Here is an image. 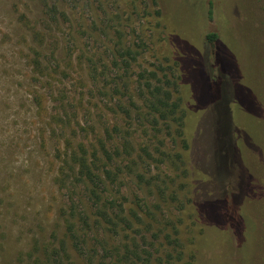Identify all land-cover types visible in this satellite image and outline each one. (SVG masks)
<instances>
[{"label":"rangeland","instance_id":"rangeland-1","mask_svg":"<svg viewBox=\"0 0 264 264\" xmlns=\"http://www.w3.org/2000/svg\"><path fill=\"white\" fill-rule=\"evenodd\" d=\"M46 1L0 0V264H210L213 235L189 202L195 192V162L201 159L209 172L215 168L212 115L203 113L214 101L223 114L224 105L229 106L241 151L251 147L244 161L252 190L242 209L258 229L253 261L264 264V0H220L228 10L222 12L216 3L214 19H209L205 0H48L58 4L68 20L56 28L59 54L52 53V37L43 50L52 76L38 78L28 58L36 44L22 17L36 22ZM227 31L231 37L220 64L232 78L208 81L211 56L209 64L196 56L188 59L187 77L195 94L183 86L180 97L185 108L197 103L191 109L198 111L186 130L191 147L186 151L175 132L179 124L165 122L150 108L146 80L158 86L166 61L179 56L181 40L208 58L206 35L218 33L224 41ZM128 48L135 57L129 65L121 57ZM90 61L96 62L95 90ZM153 72L157 79L151 77ZM38 97L45 107L41 114ZM59 113L64 119L56 124ZM226 130L221 125L217 132L224 136ZM95 139L113 152L121 179L114 192L125 194H120L125 198L121 202L132 227L106 240L96 232L89 241L92 251L83 245L76 252L69 244L68 255L60 253L49 262L46 257L60 249L65 232L60 209L68 192L58 189L55 180L59 152L69 141L77 148ZM217 141L219 159L227 163L229 140ZM130 144L134 158L127 169ZM179 154L194 167L190 177L170 163L178 164ZM231 155L236 163L232 173L238 174L239 156L233 148ZM237 258H230L229 264H243V255Z\"/></svg>","mask_w":264,"mask_h":264},{"label":"trees","instance_id":"trees-1","mask_svg":"<svg viewBox=\"0 0 264 264\" xmlns=\"http://www.w3.org/2000/svg\"><path fill=\"white\" fill-rule=\"evenodd\" d=\"M205 1L208 2L209 19L215 18L216 3L220 4L219 8L222 12L223 9L224 11L228 10L227 5H224V2L222 3L220 0ZM43 8L45 12L36 22L31 21L27 16L22 17V20L27 22L29 28L31 27L33 41L36 44L35 47H32L28 58L31 62L34 76L38 78L52 76L50 75V67L46 65L43 50L48 40L52 37L55 40L54 44H56L52 46V53L54 56L59 54L60 41L56 39V28L61 27L68 20L66 13L60 10L58 4L52 5L47 0ZM224 15L226 16L225 13ZM225 16L224 21L228 25L229 19H226L227 17ZM94 24L96 25V22ZM79 30H82L83 33L88 32V29L84 27L79 28ZM226 33L227 37L224 41L220 39L218 33L213 32L206 35L208 58L198 54L196 49L189 45L188 42L181 40V46L178 45L177 48L179 56L172 61H166L167 68L162 69L163 78L157 80L158 86L155 87L153 79L146 80L149 94L147 101H150V108L165 122H177L179 124L175 132L178 135L180 144L186 151H190L191 148L186 130L190 131L192 118L198 111L196 110L194 114L197 103L185 108L180 97V89L183 86H186L192 97L195 94L194 87L187 77V65H190L188 59L190 56L191 59L196 56L201 61L206 60V64H209V56H211L213 60V65L211 66L213 71L211 72L213 75L208 73V81L214 78L215 81L223 80L225 83V78H232L221 71L220 64L221 51L231 37L228 31ZM230 41L234 42L235 40L231 39ZM212 49L214 53H212ZM124 51H122L121 57L124 63L129 65V60L135 59L134 51L131 48ZM70 62L73 63V60L71 59ZM88 65H90L92 73V88L95 90L96 62L90 61ZM217 71L219 72L218 75ZM239 73L241 75V72ZM223 76L224 78L222 79ZM151 77L157 79L158 73H151ZM176 95H179V97L177 98ZM37 101L38 111L41 114L45 110L43 98L38 97ZM215 106L217 107L216 101L211 102L203 111L206 117H209L210 114L212 115L210 120L212 129H210V132L212 133L211 145L213 144V165L215 168L213 172H209L206 167L202 166L201 159L195 162L197 169H195L194 179L191 182L195 192L192 193L189 203H192L194 212L198 215L202 224L206 226V229L211 231L213 235L211 239L212 256L209 260L210 264H229L230 258L236 259L239 257L242 259V255L244 258L243 264H255L253 260L254 250L257 248L256 237L258 229L252 218L244 213L242 209L245 206L247 195L252 190L251 177L244 161V154L250 152L251 147L247 146V149L241 151V135H236L238 131L231 124L229 106L224 105L223 109H226V114L218 112ZM191 107H194V109H191ZM67 111L65 109V113ZM63 119V115L59 113L54 118L57 121L53 122L59 124ZM48 124L51 126L50 122ZM221 125L227 127V133L225 132L224 136L217 132ZM172 127L170 126V128ZM92 128L96 131L95 127L92 126ZM225 138L229 140L228 149L226 147L224 152L226 153L227 163H222L219 159L220 153L218 152L217 140ZM67 145V148L63 147V150L59 152L60 163L55 179L58 189L62 191L66 189L65 191L68 192L67 201L60 209L65 228L64 240L59 245V250L57 247V251L52 252V256L48 255L46 257L49 262H52L55 255L59 256L60 253L68 255L67 246L69 244L76 252H81L83 245L92 251L93 245H90L89 241L92 238H96V232L101 233L104 240H106L114 235L126 233L127 229L132 227L131 215L127 213L124 203L121 202L125 198L120 196L125 194L123 191L121 193H118V191L114 192L117 181L121 179H119L120 176L114 169L116 167H114L113 152L108 150L99 139L97 141L95 139L94 143L89 145L82 142L77 148L72 147L70 141ZM126 147L127 166L125 165V168L129 169L133 163L132 158H134L130 149H132L133 153L134 149L131 144ZM232 148L234 154L236 153L239 156L238 164L240 166L238 170L240 172L238 174L232 173L236 166V163H234L235 158L233 157L232 159V155L230 156ZM137 158L139 160L142 159L140 156ZM176 160L179 165L173 161H170V163L179 166L182 176L190 177L191 171L194 170L190 159L185 154H179ZM198 166L203 168L198 169ZM138 176L142 179V175L139 174ZM246 203L249 202L246 201ZM91 211H94L95 216L92 215ZM134 215L137 216L135 213ZM234 264H236V260Z\"/></svg>","mask_w":264,"mask_h":264}]
</instances>
